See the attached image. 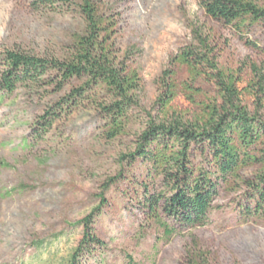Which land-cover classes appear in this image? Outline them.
Listing matches in <instances>:
<instances>
[{"label":"rangeland","instance_id":"1","mask_svg":"<svg viewBox=\"0 0 264 264\" xmlns=\"http://www.w3.org/2000/svg\"><path fill=\"white\" fill-rule=\"evenodd\" d=\"M31 1L0 0V71L5 51L63 57L72 34L82 30L76 14L35 11ZM202 1L103 0L101 11L112 15L117 24L114 38L119 57L139 77V108L132 112L125 134L116 140L105 139L99 112L84 106L56 121L36 142L34 122L69 88L61 95L23 87L11 95L0 93V264H67L81 240L78 223L99 206L100 197L104 202L94 231L105 247L88 264H127L126 256L135 264H186L193 249L205 253L208 264H264V221L241 224L240 189H220L207 227L166 237L144 214L140 185L145 168L120 161L133 152L149 119L162 121L156 105L162 72L172 68L178 84L188 81L186 68L170 61L191 42L194 24L205 25L215 37L219 67L236 77L242 105L264 120V99L258 101L257 93L248 88L257 82L252 66L264 74V25L244 31L241 38L230 27L205 17L202 10L190 17L189 5L195 2L200 7ZM251 1L264 8V0ZM173 24L187 31L177 35ZM246 40L263 52L246 45ZM196 86L200 94L195 103L180 94L170 106L169 118L192 120L200 114L199 104L218 101L213 84L199 80ZM263 149L260 145L255 153ZM199 163L195 153L193 164ZM258 169L249 168L243 175L251 178Z\"/></svg>","mask_w":264,"mask_h":264},{"label":"trees","instance_id":"2","mask_svg":"<svg viewBox=\"0 0 264 264\" xmlns=\"http://www.w3.org/2000/svg\"><path fill=\"white\" fill-rule=\"evenodd\" d=\"M102 5L103 0H32L30 6L35 11L76 14L82 30L72 34L63 57L9 50L2 55V94L11 95L23 87L61 95L69 88L34 122L32 135L36 142L44 139L56 121L84 106L99 112L104 120V137L113 141L125 134L132 112L139 108V77L120 59L114 38L117 24L112 15L101 11ZM200 8L205 17L230 27L241 38L244 31L264 25V8L251 0H203ZM205 28L203 24L192 25L191 42L170 61L172 66L186 68L188 81L178 84L172 68L162 72L161 93L156 100L162 121L149 119L133 152L120 157L128 165L145 168V180L140 185L144 214L163 229L166 237L207 227L223 187L242 192L243 202L238 206L241 224L264 221V149L255 153L258 146H264V120L258 112L251 114L242 105L238 81L219 67L215 37ZM245 44L263 52L249 40ZM252 70L257 82L248 88L261 102L264 74L254 66ZM199 80L213 84L218 101L199 104L200 114L192 120L169 118L170 106L180 94L195 103V96L200 94L196 86ZM76 82L81 83L75 87ZM195 153L200 159L198 165L193 164ZM254 167L259 168L258 173L244 177L243 172ZM103 202L100 197L99 206L78 223L82 227L81 240L67 264H88L94 253L104 249L105 244L94 231ZM126 259L127 264H135L130 256ZM186 264H208L207 256L193 249L187 254Z\"/></svg>","mask_w":264,"mask_h":264},{"label":"clouds","instance_id":"3","mask_svg":"<svg viewBox=\"0 0 264 264\" xmlns=\"http://www.w3.org/2000/svg\"><path fill=\"white\" fill-rule=\"evenodd\" d=\"M201 11L199 5L195 2L191 3L188 7V13L190 17H195ZM172 29L175 30L177 35H183L187 29L184 28L183 25L173 24Z\"/></svg>","mask_w":264,"mask_h":264}]
</instances>
